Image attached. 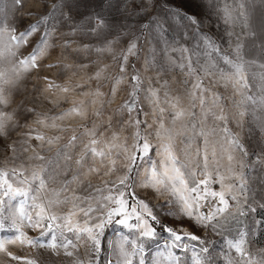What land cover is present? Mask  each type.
I'll return each mask as SVG.
<instances>
[{
	"label": "snow or ice",
	"instance_id": "snow-or-ice-1",
	"mask_svg": "<svg viewBox=\"0 0 264 264\" xmlns=\"http://www.w3.org/2000/svg\"><path fill=\"white\" fill-rule=\"evenodd\" d=\"M12 2L11 13L0 8V62L9 65L0 67V136L10 139L20 116L54 134L25 123L28 131L7 145L0 264H55L51 257L61 255L64 264H220L209 237L223 236L229 221L239 227L236 237L224 239L223 264H264V249L250 246L264 232V198L249 196L245 173L264 167V147L250 152L242 139L247 125L264 144V0L223 8L218 0H41L43 11L26 13L24 0ZM77 35L95 37L100 46L67 39ZM225 35L231 52L223 48ZM248 43L258 46L256 58H246ZM58 46L61 59L44 64ZM69 48L109 53L111 72L107 64L99 68L88 77V84L97 81L88 90L40 75L71 69L61 64ZM252 67L259 71L250 80ZM32 71L43 82L41 94L49 93L44 99L62 111L39 113L24 98L17 101L20 82ZM177 71L184 79L174 91L165 77ZM122 85L126 97L106 111ZM77 92L86 99H70ZM68 117L85 123L66 126ZM53 145L60 146L46 157ZM109 228L123 231L108 240ZM12 248L50 256H19Z\"/></svg>",
	"mask_w": 264,
	"mask_h": 264
},
{
	"label": "rangeland",
	"instance_id": "rangeland-1",
	"mask_svg": "<svg viewBox=\"0 0 264 264\" xmlns=\"http://www.w3.org/2000/svg\"><path fill=\"white\" fill-rule=\"evenodd\" d=\"M44 2L51 3V0H44ZM219 5L221 8H223L225 2L227 4L232 5L234 3V0H218ZM235 3L238 5L240 3V0H235ZM41 0H24V8L23 12H41L43 9L40 7ZM0 8L3 9L4 12L11 13L13 9V2L12 0H0ZM17 18L21 17V12H16ZM35 17H32L30 22H34ZM225 25L223 23H220L219 25V31L221 33L225 32ZM229 30H232L229 26ZM235 32L240 33V27L237 25L235 27ZM67 39H73L76 40L77 43L81 44H90L93 47H99L101 41L98 40L95 37L90 36H83V35H77V36H70L67 37ZM225 42L223 44V48L225 51L231 52V48L229 47V44L227 43V36L224 37ZM184 43H187L189 47H192L195 44V41H184ZM235 43V39L233 38V44ZM73 48L75 45L72 46ZM245 56L247 59L256 58L259 54L258 46H253L251 43H248L244 49ZM143 55V54H142ZM173 55L177 58H179L180 53L176 52L173 53ZM61 59V52L59 46L52 50L51 55L48 59H45L43 61L44 64H53L56 63L57 60ZM195 59V57H193ZM133 63H139L142 64V61L136 62L133 61ZM61 64H68L71 65L72 68L66 71H61L60 69H52V70H44L40 73L41 76H49L56 80L57 83L61 85L65 84H71V85H77L81 84L83 85L85 90L88 89H94L96 87L97 81L93 80L91 84L87 83L88 77L93 76L94 73L99 69L103 68L104 65H108V69L106 71L111 72L112 70V61H111V55L109 53H97L94 50L90 53L86 52H80L79 54L72 51V48L68 49V56L67 59L61 60ZM87 65L85 68H80L79 65ZM0 67L8 68L9 65L7 61L0 62ZM253 71H259L258 68L252 67L249 69V79L251 80V73ZM153 75L154 74H149ZM166 79L169 80L170 85L172 86L173 90L175 91L176 88L180 87L176 83L177 80H183L184 77L179 73V71L176 72L175 76H173L172 73H169L166 77ZM205 83L207 84V79L205 80ZM255 83V82H254ZM43 87V82L37 80V74L35 71H32L30 74H25V78L21 80L20 82V88L17 93L16 99L19 101L21 98L25 99V102L28 107H34L37 112L39 113H58L62 111L61 108H54L51 103H49L47 100L44 99L45 96L49 95V93H43L41 94L40 89ZM127 85H122L121 90L119 91L116 98L112 101V103L108 106H106V111L110 112L112 109H116L118 105H120L123 101V99L127 95V91L125 90ZM109 90L108 83L105 82L102 88V91L107 93ZM183 90L182 88L180 89ZM220 93H224V89L222 87H219L216 89ZM258 90V89H257ZM63 95V94H60ZM70 99L74 100H81L86 99V97H83L78 94H69ZM143 95V93L141 94ZM71 107V104L64 105V108ZM144 111L149 112L151 111L150 106L145 102L144 103ZM124 118L126 119L127 116L125 115ZM34 117L28 116H20V124L21 127L10 129V139L5 138L3 136H0V149H4V151H0V166H3L5 163V153L7 152V145L11 143L13 140H20L21 134L28 131V128L24 127L23 125L27 123V125L30 128L37 129L40 132H43L45 135H53V130L45 129L42 126L36 125L33 123ZM141 119H143V116H141ZM57 123H61L60 121H57ZM85 123L84 121L80 120L78 117H68L63 121V124L69 127H78L80 124ZM233 130L239 131V129L236 128L235 123L231 126ZM184 139V137H179L178 142L180 140ZM210 139L215 142L216 137H210ZM242 139L244 143L249 148L250 152L253 153H259L260 149L264 147V144L260 143V138L258 135L251 134L249 132V128L246 125L243 130V136ZM35 143V141H33ZM201 147L203 146L202 140L199 141ZM60 145H53L51 147V151H46L44 155L46 157H52L55 155L57 147ZM180 147H183L182 144L179 145ZM196 144L193 143V148H195ZM31 153H28L26 155H30ZM10 155V153H9ZM256 157L253 155L251 157V160L254 162ZM36 163H39L37 161ZM222 163L226 164L227 161L224 160ZM246 178L249 182V188L251 191L249 192V196H255L257 200H260L264 198V183L261 181L264 180V167L260 165H255L254 167H249L245 169ZM93 183H99V181H93ZM215 187V186H214ZM163 198H160L159 200H153L152 203H158L162 202ZM243 219V218H241ZM239 225L235 221H229L226 225L225 231L223 236L212 234L209 239L213 242V246L215 248L214 254H220L217 255V259L220 261V264H223L222 262V253L227 251L226 245L224 243V239H232L237 236V228ZM123 231L116 228H109L107 229V239L108 240H116L118 238L117 233ZM6 234V233H4ZM35 235V233H32ZM3 235V234H0ZM163 239H166V237H163L161 239V243H163ZM250 246L253 250L257 249H264V232H258L251 238ZM155 248V246H153ZM12 251H14L19 256H31L33 258H37L40 260H48L50 254L44 250L40 249L39 253L37 250L34 249H20V248H12ZM81 252H83V249H81ZM51 260L55 262V264H64L65 258L61 255L60 257L52 256ZM11 264H16V262H11Z\"/></svg>",
	"mask_w": 264,
	"mask_h": 264
}]
</instances>
